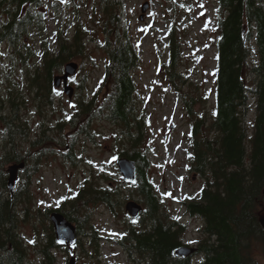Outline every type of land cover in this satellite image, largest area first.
Here are the masks:
<instances>
[{
  "label": "trees",
  "instance_id": "obj_1",
  "mask_svg": "<svg viewBox=\"0 0 264 264\" xmlns=\"http://www.w3.org/2000/svg\"><path fill=\"white\" fill-rule=\"evenodd\" d=\"M41 1L0 0L3 16L0 41L8 44L12 56L21 65L30 66L27 59L35 55V50L26 43L30 31L37 37H42L45 31ZM98 1L102 16L98 19L101 26L96 40L101 41L98 46L107 55L103 78L106 92L100 104L97 91L92 97L80 95L78 115L73 120L82 115L79 133L82 132L84 139L94 138L89 130L94 119L114 123L124 145L118 156L135 161L136 181L128 185L143 204V210L137 218L125 219L121 244L129 252H136L145 264H194L191 256L174 254L175 248L184 245V226L167 213L146 172L149 163L143 149L146 127L143 115L137 110L132 76L138 54L120 16V2ZM217 4L215 102L210 119L193 110L196 101L193 95L188 93V97L183 98L190 123L191 169L205 179L197 200L185 202L187 212L202 221L203 237L192 255L201 256L200 264H257L259 245L264 257V228L260 223L264 212V0H217ZM66 27L58 25L53 46L46 37L41 40L38 59L30 67L22 66L28 88L35 91L34 101L37 99L39 112L51 106L56 96L53 76L62 71L65 63L85 56L89 22L75 24L70 36ZM172 33L169 32L167 77L175 85L180 78L176 73L180 52ZM252 41L257 57L254 61L250 60ZM248 92L255 105L251 134L245 125ZM4 95L5 110H2L0 97V264H28L26 241L18 226L22 214L23 220L29 219L26 208L31 201L28 186L33 168L30 171L27 162L34 158L20 148L28 133L27 121L16 112L23 94L15 82L9 81ZM115 140L119 142L117 135ZM67 155L72 157L70 151ZM22 161L26 165L19 171V183L10 195L4 166ZM99 175L91 172L85 176L76 196L55 209L75 223L78 235L88 233L93 237L95 234L87 208L101 204L115 214L124 203L121 191L110 182L111 176ZM49 212L50 209L44 213L46 218ZM126 215L125 212V218ZM45 231L48 242L41 251L50 262L52 256L48 248L61 246L55 241L51 223Z\"/></svg>",
  "mask_w": 264,
  "mask_h": 264
},
{
  "label": "rangeland",
  "instance_id": "obj_2",
  "mask_svg": "<svg viewBox=\"0 0 264 264\" xmlns=\"http://www.w3.org/2000/svg\"><path fill=\"white\" fill-rule=\"evenodd\" d=\"M119 2L120 16L124 19L138 54L132 76L136 85L137 110L143 115L146 127L143 146L149 161L146 172L167 213L184 226V245L196 247L203 237L202 221L187 212L185 202L197 200V194L204 186L205 179L191 169L188 143L190 123L183 98L188 97V93L193 95L196 98L193 110L197 115L210 119L215 102L217 0ZM144 3H147V8L142 12ZM41 11L44 13L43 36L37 37L31 30L26 41L35 50V55L27 59L31 65L41 52V40L46 37L48 44L53 46L58 25L67 26L70 36L75 24L89 22V37L84 41L85 56L71 60L79 65L69 80L74 88L73 96L68 98L61 87L56 88L52 105L42 108L40 112L37 99L34 101L35 91L28 88L27 76L23 74L22 66L26 68L31 65H21L12 56L8 44L0 41L2 110L7 107L4 95L6 87L9 81H13L23 94L16 112L28 124V133L20 148L23 153L29 152L34 158L27 162V166L31 167L30 171L33 168L28 186L31 201L26 208L29 219L23 220L25 216L22 214L18 226L26 241L27 262L68 264L73 255L75 264H145L136 252H129L121 244L127 224L125 219L129 217H124V203L129 199L141 202L133 189L121 180L115 164L119 149L124 147L119 136L120 130L114 123L97 118L89 126L94 138L84 139L82 135V141L79 133L82 115L78 120H73L78 115L76 111L80 95L92 97L97 91V103L100 104L106 92L103 78L107 55L98 46L101 41L96 40L99 37L96 34L97 29L101 26L98 19L102 16L99 1L42 0ZM1 20L3 16L0 15ZM170 31L179 44L180 52L176 66V73L180 78L176 79L175 85L167 77ZM250 46V60L254 61L257 57L253 41ZM246 82L250 86V78L247 77ZM203 99L204 102L200 101ZM245 113V125L251 134L255 105L250 92ZM116 135L119 142L115 140ZM69 151L72 159L67 155ZM8 165L4 166L5 170ZM90 171L96 175H110V182L121 191L124 203L115 214L101 204L87 208L88 219L95 230L94 236L88 233L77 235L71 248L61 245L48 248L52 256L48 262L49 259L41 249L48 242L45 227L51 223L50 212L76 196L80 184L85 176L90 175ZM18 183L19 179L16 187ZM49 209L46 218L44 213ZM261 215L263 217L264 212ZM190 256L194 264H200L201 256ZM256 257L257 264H264L261 245L256 249Z\"/></svg>",
  "mask_w": 264,
  "mask_h": 264
},
{
  "label": "water",
  "instance_id": "obj_3",
  "mask_svg": "<svg viewBox=\"0 0 264 264\" xmlns=\"http://www.w3.org/2000/svg\"><path fill=\"white\" fill-rule=\"evenodd\" d=\"M147 8V3H144L141 7V11L144 12ZM78 69V63L75 61H69L64 64L62 73L53 76V85L55 87L62 86L64 94L71 98L74 94V88L68 83V78L73 76ZM25 162L11 163L6 168L7 173V189L10 195L15 191V186L18 180L19 171L25 167ZM121 180L126 184H133L136 181V164L135 161L127 157H118L115 162ZM124 209L127 214L136 218L142 212V205L135 200H128L124 204ZM49 220L52 224L55 241L58 245H64L71 248L74 245L77 234L76 228L73 223L66 219V217L58 212L52 211L49 215ZM260 223L264 228V216L260 219ZM196 251V247L179 246L174 249L176 256L187 257ZM68 264H75L74 256L69 259Z\"/></svg>",
  "mask_w": 264,
  "mask_h": 264
},
{
  "label": "flooded vegetation",
  "instance_id": "obj_4",
  "mask_svg": "<svg viewBox=\"0 0 264 264\" xmlns=\"http://www.w3.org/2000/svg\"><path fill=\"white\" fill-rule=\"evenodd\" d=\"M53 88L55 91H57L55 87H53ZM80 134H81V140H82V132ZM80 185H82V183Z\"/></svg>",
  "mask_w": 264,
  "mask_h": 264
},
{
  "label": "bare ground",
  "instance_id": "obj_5",
  "mask_svg": "<svg viewBox=\"0 0 264 264\" xmlns=\"http://www.w3.org/2000/svg\"><path fill=\"white\" fill-rule=\"evenodd\" d=\"M52 85H53V79H52ZM53 87H55L54 85H53ZM56 88V87H55Z\"/></svg>",
  "mask_w": 264,
  "mask_h": 264
}]
</instances>
